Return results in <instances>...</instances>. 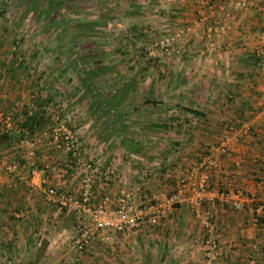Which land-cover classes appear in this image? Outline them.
<instances>
[{"label": "crops", "instance_id": "obj_1", "mask_svg": "<svg viewBox=\"0 0 264 264\" xmlns=\"http://www.w3.org/2000/svg\"><path fill=\"white\" fill-rule=\"evenodd\" d=\"M7 7L14 13L9 21L16 25L14 38L17 28L34 22L36 12L43 18L44 13L90 10L93 18L104 21L111 64L122 76H137V83L127 81L141 98L134 103L128 94L118 101L122 127L112 110L106 116V133L118 140L129 136V109L137 105L141 128L136 139L139 148L147 146L150 134L151 148L144 155L142 149L131 151L122 143L96 154L85 148L86 161L81 152L75 157L65 144L69 135L80 134L87 142L96 129L83 125L79 113L72 118L54 114L62 106L70 109L74 103L77 110L79 105L59 99L57 94L67 92L61 82L43 87L44 77L61 72L1 65L0 136L8 134L13 141L0 139V264H72L80 212L78 206L68 208L55 200L47 187L79 198L86 175L93 180V204L130 191L141 193L142 201L170 194L182 180L186 189L174 215L157 227L92 243L82 264H203L205 219L229 253L217 264H264V222L254 221L250 199L264 202V75L256 58L263 44L264 15L258 6L246 7L240 0H12ZM5 22L0 21L3 63L10 61ZM210 25L216 28L215 46L193 34ZM165 37L171 44L154 46V55H149L146 47ZM133 44L141 50L132 49ZM38 106L47 122L22 137L23 109ZM96 118L91 116L99 123L101 118ZM229 127L234 133L223 151L221 140ZM12 164L17 165L13 172L8 168ZM35 168L39 171L33 173ZM43 177H48V186ZM201 180L215 193L199 204L194 191ZM221 188L242 190L245 209L224 202Z\"/></svg>", "mask_w": 264, "mask_h": 264}, {"label": "rangeland", "instance_id": "obj_2", "mask_svg": "<svg viewBox=\"0 0 264 264\" xmlns=\"http://www.w3.org/2000/svg\"><path fill=\"white\" fill-rule=\"evenodd\" d=\"M11 4L12 0H0V21L9 23L7 29L10 34L9 48L7 50V58H9L8 61H10H4V63L0 62V66L14 67L17 62H20L19 66L28 68L29 71L38 72L41 70H51L50 73L55 74L61 72V76L59 77L57 75L44 77L42 85L43 87H52L56 83L61 82L63 85L67 86V92L57 94L61 95L59 99L69 101L67 103L70 104V101H79L77 110L72 107L74 105V103H72L70 109H62L63 106L60 109L58 108V112H54L55 115L62 117L64 114H69L72 118L76 113H79V117H82L83 125H91L90 129H96L94 132L91 131L90 136L87 138V142L83 141V137L81 138L80 134L72 133L69 135V137L73 135L78 138L79 152H81V154L83 153L85 161V158H87V156L84 157L85 148L93 151L95 150L94 154H96L97 152H105L107 148L110 149L111 147L122 144L123 140H121V138L118 140L117 136L115 138L113 134L106 133L108 129L105 124L106 114L103 110L101 108L98 110L91 105L94 101L98 100V98L103 100H106V98L114 99V94L117 89L129 83V81H133L134 83L138 82L137 76H122L121 73L114 68V65L111 64L112 55H108L111 50L108 51L106 47L108 41L106 34H108V32L101 29V24L104 23V21L99 18H93L92 15L94 12L90 10L87 12L85 10L84 12L70 10L67 12H60L59 14L55 13V15L51 12L44 13L43 18L39 17V13L36 12L34 22L31 23L29 27H23V30L17 28L19 29L17 31L19 36L14 38V36L11 35H14L12 31L16 29V25L12 26L9 22L14 20V13L11 11L10 7H7ZM49 16L50 19H48ZM87 28L89 30H87ZM96 35L101 36L100 39H96ZM16 40H18V42H16ZM133 45L132 49L141 50L139 47L135 48V44ZM148 47L149 48L146 47L147 53L149 55H154V47H152L153 50L150 49L151 45H148ZM10 54H12L13 57L11 56L10 58ZM63 68L66 69L65 72L62 71ZM62 72L65 74H62ZM127 78L130 80L127 81ZM40 83L41 81L38 84L40 85ZM70 88L71 92L69 91ZM139 94L138 89L131 90L128 99L134 103L138 102L139 99H141ZM129 110L132 114L129 119L131 123L130 129L125 126L130 133L127 137L136 139L141 128V124L136 117L138 111L137 105H133ZM91 116H97L98 119L101 118V120H99L100 122H95V118L93 122ZM116 116L117 115H114V117ZM65 119L68 121L69 116L65 117ZM116 119L117 118H114L115 122ZM148 135L149 136L146 138L147 146L143 145L140 148L139 144L136 146L145 152L144 155H146L151 148V145H149L150 140H148L151 136L150 134ZM136 141H139V139H136ZM97 158L98 157H95L93 159ZM96 165L94 164V166ZM139 191L140 190H138V192ZM137 196L141 199L144 198L141 193H138ZM149 197L152 196H148L147 198Z\"/></svg>", "mask_w": 264, "mask_h": 264}, {"label": "built area", "instance_id": "obj_3", "mask_svg": "<svg viewBox=\"0 0 264 264\" xmlns=\"http://www.w3.org/2000/svg\"><path fill=\"white\" fill-rule=\"evenodd\" d=\"M256 3V4H255ZM240 4L244 6L257 5L259 11L264 15V0H240ZM216 28L210 25L205 32L195 30L193 34L201 39L210 40V45L215 46L212 40V34ZM171 40L168 37L158 40L150 47H168ZM153 50V49H152ZM257 65L260 67L264 75V37L261 48L256 53ZM193 116V115H192ZM10 122V118L6 119ZM191 124L195 122L191 121ZM234 129L229 127L224 138L221 140V149L227 151L228 141L233 135ZM73 152L74 156L80 158L78 138L76 136L69 137V141L65 143ZM16 164L10 165V171L16 170ZM91 166L90 163L87 167ZM38 169H32L35 173ZM42 183L48 186V177L42 178ZM186 181L182 180L176 184L170 194L157 195L140 200L134 191L124 193L120 196L113 197L106 195L103 200L97 204L92 203L93 197V180L90 175L83 178V188L79 198L71 197L70 195L61 194L54 186H48V193L62 205L72 208L77 207L80 212V222L76 234L73 237L72 246L73 252L71 255L72 264H82V258L87 248L94 242L106 241L113 234L130 235L136 231H140L143 227H157L162 221L174 215L180 204L185 198ZM222 189V188H221ZM215 191L201 180L196 183L194 197L197 203L202 204L213 198ZM223 201L229 203L237 210H244L245 204L244 193L240 189L227 191L221 190ZM250 199L254 202L253 213L255 214L254 221L258 222V216L264 214V202L258 200L255 196ZM208 224L206 236L203 238L204 253L203 264H217L223 258H226L229 253L216 236L217 231L208 219H205ZM242 232L244 229L241 230ZM251 264H258L252 261Z\"/></svg>", "mask_w": 264, "mask_h": 264}, {"label": "trees", "instance_id": "obj_4", "mask_svg": "<svg viewBox=\"0 0 264 264\" xmlns=\"http://www.w3.org/2000/svg\"><path fill=\"white\" fill-rule=\"evenodd\" d=\"M87 30H89L87 28ZM89 34V33H87ZM257 58V57H256ZM19 65L20 62H17ZM132 85H134L133 83L130 84L127 83L125 86H121L117 89L116 93L114 94V99H109V98H106V100L104 99H100L98 98V100L94 101L92 103V105L100 110V108L103 110V112L106 114V116H110L112 115V110L115 111V115H117L119 117L118 121L116 122H119V125H117V123H115L119 129H121L122 127V121H121V109L119 107H117V102L118 101H122V100H125L128 96V94H130L131 90H132ZM88 93V91H87ZM100 99V100H99ZM111 100H114L115 101V104L113 107V103H111L112 101ZM98 103V105H97ZM111 110V111H110ZM117 112V113H116ZM22 115L24 117V119L22 120V122L20 123V125L22 126L21 127V136L23 137L24 135L27 134H31V133H34L35 129L39 128L42 126V124H45L48 120V118L46 117V112L44 109H41L40 106L36 107V108H31V109H23V112H22ZM11 119V118H10ZM19 138V137H18ZM0 139H4V140H8V142L10 141H13V138H11L8 134H4L3 137L0 136ZM123 143L125 144L126 147H128L131 151H134V150H138L139 148H137V144H140L139 141H136V139L132 138V137H124L122 139ZM258 222L261 223V222H264V214L262 215H259L258 216Z\"/></svg>", "mask_w": 264, "mask_h": 264}]
</instances>
